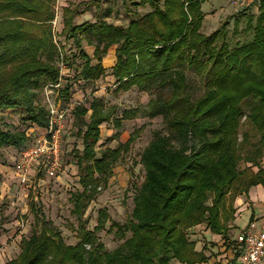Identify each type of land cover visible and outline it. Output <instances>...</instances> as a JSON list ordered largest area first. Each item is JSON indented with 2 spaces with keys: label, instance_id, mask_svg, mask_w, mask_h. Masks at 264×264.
I'll return each mask as SVG.
<instances>
[{
  "label": "trees",
  "instance_id": "1",
  "mask_svg": "<svg viewBox=\"0 0 264 264\" xmlns=\"http://www.w3.org/2000/svg\"><path fill=\"white\" fill-rule=\"evenodd\" d=\"M57 1L0 0V112L18 114L40 128L48 126V110L37 102L36 92L59 84L62 77L53 28ZM204 2L163 0L161 5L159 0H137L136 7L153 11L125 27L103 19L75 25L78 10L63 8L62 35L73 39L83 61L75 76L79 83L103 79L108 72L103 60L116 46L111 68L116 91L137 88L155 95L145 107L126 110L121 119L113 118L114 110L100 97H93L88 107H75L73 114L84 127L77 133L83 149L72 150L81 186L70 198L79 219L78 243L66 245L61 232L32 203L37 227L22 241L20 255L6 264H170L175 259L194 264L205 258L188 238L191 228L207 223L213 234L230 240L227 222L233 219L235 199L248 197L252 187H264V8L254 39L230 49L228 21L210 35L202 33ZM86 39L97 42L93 57L82 48ZM185 67L205 81L198 99L187 93ZM72 87L66 84L60 90L66 102ZM140 116L163 117L171 137L155 131L142 153L145 175L132 214L123 225L113 222L109 230L126 241L109 251L96 235L110 220L108 211L99 210L93 231L82 219L144 128L117 148L99 151L101 126L113 122L118 130L123 120ZM173 138L182 148L174 147ZM28 141L23 132L0 129V147L21 149ZM242 162L250 167L242 169Z\"/></svg>",
  "mask_w": 264,
  "mask_h": 264
},
{
  "label": "rangeland",
  "instance_id": "2",
  "mask_svg": "<svg viewBox=\"0 0 264 264\" xmlns=\"http://www.w3.org/2000/svg\"><path fill=\"white\" fill-rule=\"evenodd\" d=\"M162 5L163 0H159ZM217 0L208 1V5L215 4ZM137 0H58L56 5V17L53 22L55 43L60 51L59 66L62 71V88L66 84H73L71 93L74 108L82 104L89 106L93 97H100L104 100L107 108L114 110L113 118L121 119L126 110L145 107L155 94H148L139 91L137 88L129 92H117L116 80L111 75V68L116 62V46H113L103 60V65L108 69L107 75L96 82L79 83L75 76L78 74L82 64L79 58V48L73 39L67 40L62 35L63 30V8L70 6L78 10L79 15L75 18V24L80 25L87 21L96 23L103 19L116 26L125 27L132 19L146 15L153 11L149 6L136 7ZM207 6V5H206ZM220 16H212L204 23L205 35H210L219 29L226 21L228 22V44L230 49L250 43L253 40V32L245 31V22L240 25V29L234 28V21L224 12ZM95 40H84L82 48L86 53L93 57L97 46ZM70 61V69L66 58ZM96 63V62H94ZM187 77V93L194 99L203 96L205 91V81L194 69L185 67ZM74 82V83H73ZM45 86L38 90L37 102L46 105ZM74 115V114H73ZM90 115V113H89ZM75 117V116H74ZM67 142L65 144V157L63 173L57 179H43L35 183L36 190L32 188L34 179L30 180V185H23L15 171V163L20 149L15 147H0V264L16 259L21 253V244L24 239H28L36 225V213L31 211V204H36L45 217L53 226L61 232L66 245H76L77 227L79 219L72 213L73 203L71 194L81 189L79 184L78 168L73 159L72 150L74 148L82 150V140L77 135L81 128H84L81 121L75 118ZM30 123L24 121L18 114L0 112V129L11 132H23L28 138L27 144L31 141L29 130ZM144 128L138 140L132 145L131 150L124 154L114 169L115 176L110 179L107 186L101 185V191L97 196L82 220L88 222V229L93 231L97 226L98 212L101 209L108 211L110 220L104 230L97 232L96 235L109 251L124 246L125 240H119L114 233L109 230L113 222L125 224L133 211V198L136 190L141 186L144 179V169L140 163L141 155L153 139L155 131L162 135L171 134L166 128L164 118L155 119L140 116L133 120H123L122 128L116 129L113 122L105 123L101 126V140L97 150L115 149L120 144L125 143L129 136L137 129ZM118 133V137L115 134ZM242 142V138L239 139ZM252 139L251 142H255ZM172 144L176 149L182 145L172 139ZM101 157V155H98ZM264 165V160H263ZM249 166L242 162L241 168ZM250 167V166H249ZM257 171V168H254ZM32 184V185H31ZM209 204L211 202L209 201ZM40 210L38 212H40ZM130 233L127 234L130 237Z\"/></svg>",
  "mask_w": 264,
  "mask_h": 264
},
{
  "label": "built area",
  "instance_id": "3",
  "mask_svg": "<svg viewBox=\"0 0 264 264\" xmlns=\"http://www.w3.org/2000/svg\"><path fill=\"white\" fill-rule=\"evenodd\" d=\"M262 3L264 0H232V5L238 10H247ZM61 81L62 77L59 84L48 85L46 90L48 126H31V141L18 152L15 171L25 186L30 185L34 174L55 179L63 171L64 147L73 125L74 103L72 97L69 102L61 98ZM237 243L239 264H264V230L257 231L253 223L238 235Z\"/></svg>",
  "mask_w": 264,
  "mask_h": 264
},
{
  "label": "crops",
  "instance_id": "4",
  "mask_svg": "<svg viewBox=\"0 0 264 264\" xmlns=\"http://www.w3.org/2000/svg\"><path fill=\"white\" fill-rule=\"evenodd\" d=\"M263 8L264 4L262 3L261 5L256 4L247 10H238L232 5V0H217L211 6L208 3L202 5V12L204 14V23L209 19V14H213L212 16H220V13L224 12L234 21L235 29H240L239 26L245 22V31L249 27L252 29L250 32H253L255 36L254 28L257 25L258 16L261 14ZM204 23L202 31L205 28ZM74 120L75 117L73 118V123ZM38 176V174H34L31 177V179H34L33 186H31L34 189L36 188L35 183L37 181L39 183L46 178L42 175L39 178ZM233 208L234 210L231 212L233 219L227 222L230 235L229 241H225L221 235L213 234L207 223H201L188 231V238L196 243L195 251L205 258L202 262L194 264H239L240 248L237 243L238 235L253 223L256 224L257 231L264 230V187L262 185L252 187L248 197H237ZM170 264L182 263L175 259Z\"/></svg>",
  "mask_w": 264,
  "mask_h": 264
}]
</instances>
